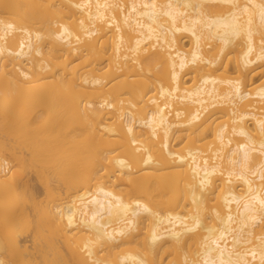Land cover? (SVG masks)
<instances>
[{
    "label": "bare ground",
    "instance_id": "bare-ground-1",
    "mask_svg": "<svg viewBox=\"0 0 264 264\" xmlns=\"http://www.w3.org/2000/svg\"><path fill=\"white\" fill-rule=\"evenodd\" d=\"M0 264H264V0H0Z\"/></svg>",
    "mask_w": 264,
    "mask_h": 264
}]
</instances>
